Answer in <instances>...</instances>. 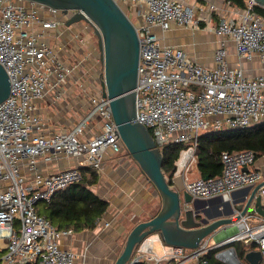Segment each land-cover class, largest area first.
Listing matches in <instances>:
<instances>
[{"label": "built area", "instance_id": "built-area-1", "mask_svg": "<svg viewBox=\"0 0 264 264\" xmlns=\"http://www.w3.org/2000/svg\"><path fill=\"white\" fill-rule=\"evenodd\" d=\"M114 1L134 24L139 21L134 122L148 129L160 153L167 145L185 146L174 173L181 177L182 192L192 200L228 198L236 190L263 182L262 173L253 167L255 154L251 150L221 153L220 176L188 178L190 167L197 162L194 152L202 134L264 122V76H248L228 63L231 43L238 61L256 59L264 66V18L255 13V2L245 0V8L241 9L224 0L233 8L225 14L206 0ZM41 13L64 17L32 1L0 0V65L10 82L9 95L0 103L2 264H74L76 259L74 252L58 244L72 230L55 228L36 213L35 207L78 182V168L35 175L25 181L20 174L24 160L30 171H35L39 159L49 162L57 154L79 159L78 167L98 168L107 149L114 153L123 149L109 101L99 94L90 96V108L68 132L42 135L40 120L33 113L34 102L47 92H55L60 99L59 89L81 62L67 66L49 46L37 41L31 32L33 26L52 29L60 25L58 20L42 19ZM76 13L68 11L64 18ZM172 22L190 30L203 29L218 38L213 68L195 63L179 48L160 43L154 29L167 31ZM85 25L92 31L91 25ZM96 118L100 131L86 136ZM261 195L264 198V190ZM234 226L235 232L222 241L210 245L205 239L196 249L167 246L157 235L150 236L136 248L131 264L205 263L202 258L211 250L223 264H242L233 247L237 243L254 245L252 251L261 255L258 264H264V218L247 210ZM155 244L160 245V254L155 252Z\"/></svg>", "mask_w": 264, "mask_h": 264}, {"label": "crops", "instance_id": "crops-1", "mask_svg": "<svg viewBox=\"0 0 264 264\" xmlns=\"http://www.w3.org/2000/svg\"><path fill=\"white\" fill-rule=\"evenodd\" d=\"M205 2L213 4L225 14L233 10L224 0H206ZM40 17L44 20H58L60 25L52 29H43L39 25L33 26L31 32L36 36L37 41L49 46L58 60L67 66H77L81 62L59 89L62 92L60 99H57L55 92H47L34 102L33 113L40 120L41 133L49 137L68 132L88 111L89 98L96 94L94 91L88 92V86L92 84L96 87L95 83H98L101 74V64L96 37L85 24L65 26L66 18L48 13H41ZM154 32L162 45L181 49L195 63L203 67L215 66L213 55L218 38L214 34L203 29L190 30L174 22L170 24L167 31L162 32L156 28ZM228 50L230 68H241L248 76H264V66L258 60L240 62L235 57L231 43L228 44ZM99 124L98 118L94 119L85 135L97 134L100 131ZM79 161L77 158L57 154L49 162L39 159L35 171H30L24 160L20 167V174L25 181H31L35 175L45 176L68 168L79 169ZM253 167L262 173L264 182V156L255 160ZM195 168L189 175L190 179L202 178L197 167ZM94 169L97 172L98 181L91 190L107 203V208L93 230L72 231L70 236L59 240L61 249H69L76 254L74 264H113L133 226L149 216H154L160 208V198L155 188L124 148L119 153L107 149L103 153L99 167ZM172 184L174 189L182 190L179 174L173 176ZM258 184L249 187L254 188ZM243 189L245 188L232 192L228 198L221 197L222 207L235 211V206L241 202ZM216 205V202L210 204L212 208ZM262 205L264 209V198ZM249 210H252V207ZM234 232V225L218 230L213 236L212 244L222 241ZM154 248L155 252L160 254V245L155 244ZM0 251L3 252L1 259L5 250L0 248ZM191 264L206 263L192 262Z\"/></svg>", "mask_w": 264, "mask_h": 264}, {"label": "water", "instance_id": "water-1", "mask_svg": "<svg viewBox=\"0 0 264 264\" xmlns=\"http://www.w3.org/2000/svg\"><path fill=\"white\" fill-rule=\"evenodd\" d=\"M23 1L44 5L59 11L64 17L68 11L76 10L77 13L64 22L65 26L77 23L91 25L102 68L94 92L109 101V109L123 148L160 198L158 212L133 226L113 264H131L136 248L153 235H157L167 246L196 249L203 240L213 239L218 230L235 225L250 207L264 218L261 195L264 182L254 188L243 189L241 202L235 206V211L222 207L221 197L192 200L188 193L182 192L181 202L178 190L167 184L161 169L162 155L155 147L150 132L142 124L134 122L139 59L137 26L119 3L114 0ZM252 1L264 8V0ZM9 92V78L0 65V103L8 97ZM246 170L243 168V171ZM212 202L217 203L215 208L210 206ZM196 217H200V220L195 221ZM260 258L258 251H250L244 260L248 264H258Z\"/></svg>", "mask_w": 264, "mask_h": 264}, {"label": "trees", "instance_id": "trees-1", "mask_svg": "<svg viewBox=\"0 0 264 264\" xmlns=\"http://www.w3.org/2000/svg\"><path fill=\"white\" fill-rule=\"evenodd\" d=\"M239 8H245V0H225ZM256 14L264 18V8L255 6ZM184 145H167L162 151V173L167 184L172 187L176 170L175 163ZM251 150L255 160L264 156V122L243 129L209 130L197 140L195 157L197 170L202 178L220 176L222 166L220 155L223 152L235 153ZM80 180L55 193L49 202H40L35 211L59 230L72 229L79 232L93 230L107 208V203L98 198L92 187L97 184L98 175L94 168L83 166L78 169ZM238 260L244 263L246 253L255 250L254 245H233ZM3 252L0 251V256ZM215 250L209 251L202 260L206 264H223L215 259ZM35 264V263H31ZM137 264H145L144 262Z\"/></svg>", "mask_w": 264, "mask_h": 264}, {"label": "rangeland", "instance_id": "rangeland-1", "mask_svg": "<svg viewBox=\"0 0 264 264\" xmlns=\"http://www.w3.org/2000/svg\"><path fill=\"white\" fill-rule=\"evenodd\" d=\"M135 24H136V26H138V25H139V21L136 20V21H135ZM94 41H95V39L93 40V42H94ZM101 71H102V68H101ZM89 91H90V93L94 91V86H92V84L88 86V92H89ZM88 92H87V93H88ZM196 165H197V162H196L195 165H192V166L190 167V169H189V171H188V178H189V179H190V176H189V175H191L192 171L196 169V168H195ZM175 166H176V165H175ZM190 180H193V179H190ZM176 190H178V189H176ZM178 192H179L180 201L183 202V201H182V200H183V199H182V190H178ZM148 209H150V207H149ZM212 241H213V240L211 239V240H210V245H212ZM241 263H242V262H241Z\"/></svg>", "mask_w": 264, "mask_h": 264}, {"label": "flooded vegetation", "instance_id": "flooded-vegetation-1", "mask_svg": "<svg viewBox=\"0 0 264 264\" xmlns=\"http://www.w3.org/2000/svg\"><path fill=\"white\" fill-rule=\"evenodd\" d=\"M198 220H200V217H196V218H195V221H198Z\"/></svg>", "mask_w": 264, "mask_h": 264}, {"label": "bare ground", "instance_id": "bare-ground-1", "mask_svg": "<svg viewBox=\"0 0 264 264\" xmlns=\"http://www.w3.org/2000/svg\"><path fill=\"white\" fill-rule=\"evenodd\" d=\"M182 163V162H181Z\"/></svg>", "mask_w": 264, "mask_h": 264}]
</instances>
